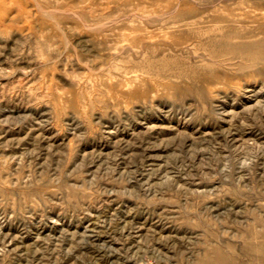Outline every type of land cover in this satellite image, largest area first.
I'll return each mask as SVG.
<instances>
[{
  "label": "rangeland",
  "instance_id": "obj_1",
  "mask_svg": "<svg viewBox=\"0 0 264 264\" xmlns=\"http://www.w3.org/2000/svg\"><path fill=\"white\" fill-rule=\"evenodd\" d=\"M0 264H264V0H0Z\"/></svg>",
  "mask_w": 264,
  "mask_h": 264
},
{
  "label": "bare ground",
  "instance_id": "obj_2",
  "mask_svg": "<svg viewBox=\"0 0 264 264\" xmlns=\"http://www.w3.org/2000/svg\"><path fill=\"white\" fill-rule=\"evenodd\" d=\"M127 78H129V79H132L133 78V80L135 81V82H138V81H140V76L139 75H131V76H128Z\"/></svg>",
  "mask_w": 264,
  "mask_h": 264
}]
</instances>
